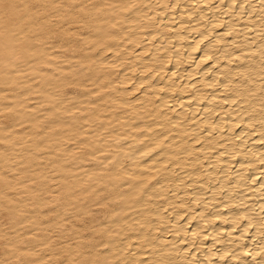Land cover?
Listing matches in <instances>:
<instances>
[{"label": "bare ground", "instance_id": "1", "mask_svg": "<svg viewBox=\"0 0 264 264\" xmlns=\"http://www.w3.org/2000/svg\"><path fill=\"white\" fill-rule=\"evenodd\" d=\"M0 212V264H264V0H0Z\"/></svg>", "mask_w": 264, "mask_h": 264}, {"label": "rangeland", "instance_id": "2", "mask_svg": "<svg viewBox=\"0 0 264 264\" xmlns=\"http://www.w3.org/2000/svg\"><path fill=\"white\" fill-rule=\"evenodd\" d=\"M3 214H4V213H1V212H0V217H1L0 219H3V221H7V219H4L5 214H4V216H2ZM6 218H7V217H6ZM8 223H9V222L7 221L6 224H8ZM5 226H6V225H5ZM7 226H8V225H7ZM1 242H2V240L0 239V247H1V245H2Z\"/></svg>", "mask_w": 264, "mask_h": 264}]
</instances>
